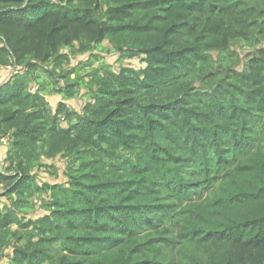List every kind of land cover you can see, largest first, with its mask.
<instances>
[{
    "label": "trees",
    "instance_id": "obj_1",
    "mask_svg": "<svg viewBox=\"0 0 264 264\" xmlns=\"http://www.w3.org/2000/svg\"><path fill=\"white\" fill-rule=\"evenodd\" d=\"M0 66V264H264V0H0Z\"/></svg>",
    "mask_w": 264,
    "mask_h": 264
},
{
    "label": "rangeland",
    "instance_id": "obj_2",
    "mask_svg": "<svg viewBox=\"0 0 264 264\" xmlns=\"http://www.w3.org/2000/svg\"><path fill=\"white\" fill-rule=\"evenodd\" d=\"M104 46H107V43H104ZM233 48L240 54L241 62L238 66V68H242L243 63L245 62V55L250 51V48L244 46L242 43H237L233 46ZM94 53H97L99 56L103 58V61L111 66L113 70H118V68L121 65L126 66H132L134 68H138L142 65L141 61L138 58H132V59H118V55L114 52H109L106 50L103 51H93ZM89 53H83V54H77L75 56H71L69 59V67H72L76 65L79 62H84L88 60ZM92 66H96L97 62H90ZM16 69V71H22V69L14 68L13 66H0V83L5 82L8 80L13 73V71ZM85 70H88V66H84ZM73 76V75H71ZM35 88V86H34ZM84 90H80L79 96L66 100V104L72 109H75L76 111H80L84 103L87 101V97L83 95ZM61 95L57 93H47L46 99L51 105L52 109L55 108L56 104L62 100ZM63 125L65 123L63 122ZM8 148V141L6 138H2L0 140V162H2L5 159L6 156V150ZM41 164H44L43 166H38L35 168L34 173L36 175V181L41 184L43 182H49V183H55V182H64L65 177L63 176V169L65 166V161L61 157L57 156L53 159H41ZM5 197L0 196V206H2L3 203H7ZM45 213V211L42 208L36 207L35 210L28 213V216L31 217H38ZM2 262L5 261V258L1 260Z\"/></svg>",
    "mask_w": 264,
    "mask_h": 264
}]
</instances>
